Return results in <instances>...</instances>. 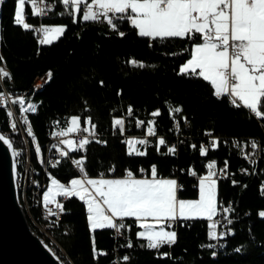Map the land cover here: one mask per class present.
<instances>
[{
  "label": "trees",
  "instance_id": "1",
  "mask_svg": "<svg viewBox=\"0 0 264 264\" xmlns=\"http://www.w3.org/2000/svg\"><path fill=\"white\" fill-rule=\"evenodd\" d=\"M89 1L81 0L77 8L59 5L42 20L65 27L52 43L39 41L31 28L39 19L31 16L29 0L24 24L16 21L18 0H5L0 8V63L10 68L8 90L19 93L50 73L45 87L28 98L38 107L29 115L30 177L38 183L52 177L69 183L77 176L155 171L177 179L179 199H195L199 179L217 166L224 172L217 179V203L227 208V218L220 225L207 218L177 219L172 228L176 238L153 247L139 236L135 218L119 219L125 238L116 237L114 227L92 229L86 202L68 195L59 198L65 213L51 224L52 236L74 264H264V90L256 107L231 104L229 94L219 95L198 71L181 70L193 46L205 41L202 33L143 35L128 17L117 20L113 29L84 18ZM73 117L100 137L77 144L70 157L56 156L55 164L47 165L48 154L55 157L53 134L69 130ZM151 127L156 133L146 149H133L123 139V130L145 134ZM7 129L8 117L0 107V130ZM210 137L218 141L204 151ZM11 139L21 175L27 145L20 134ZM250 145L251 152L242 151ZM72 158L81 166H74ZM31 191L30 212L42 221ZM43 236L50 243L51 237Z\"/></svg>",
  "mask_w": 264,
  "mask_h": 264
},
{
  "label": "rangeland",
  "instance_id": "2",
  "mask_svg": "<svg viewBox=\"0 0 264 264\" xmlns=\"http://www.w3.org/2000/svg\"><path fill=\"white\" fill-rule=\"evenodd\" d=\"M160 1L161 0H92V5H97L100 9L106 11H128V9H131V15H136V19L142 24L141 34L147 32V29H154L160 25H175L173 31H167L172 33L166 34H178L177 36L186 34V30L184 29L186 27L184 26L187 25L190 20L208 18L211 20H215L216 18L224 20L220 22L219 25L226 32L233 30L235 34L238 32L241 33L246 28L243 22L244 19L247 20L246 17L254 13V9H258L261 13L260 16L252 17L254 21L258 23H254L252 34L249 33L250 36L248 37L253 41L255 49L251 52L252 58L250 61L247 60L248 74L245 76V82L249 92H259L261 88L264 90V0H233V10L232 7L228 10L221 8L227 0H171L167 9L159 8ZM24 9L25 0H18L16 21L21 24H24L25 20ZM120 14L124 15L125 18L128 17L127 13ZM64 30L65 27L60 24L50 26L45 42L52 43L56 41L64 33ZM207 30L210 31V29H206L202 33L205 37L206 44H198L193 47L192 57L181 66L182 71L187 72L195 70L200 66H206V68L210 70L215 69V67L220 68L221 65L219 66L215 63V56L220 55L216 53L219 52L216 51V47L217 44L222 42L213 40L211 31V38H206ZM231 37L233 36H230L228 40ZM228 40L224 43H227ZM248 43L249 41L247 40L245 50L238 58H230L231 56L227 49L220 50L226 51L229 57V65L225 67H231L230 63L234 59L242 58ZM220 59L221 58L218 59V63H221ZM124 120L126 121V118H124ZM78 125L79 119L73 117L69 130H75ZM71 138L66 139L65 143L70 149H73L77 146V143L73 137ZM214 175L215 172H211L199 179V196L195 199L178 198V182L174 177H162L160 181L153 182L152 185L143 187V189L138 192H135V190L131 189L127 184H123V180L120 179V177L85 175L74 177L69 183H63L57 178L52 177L48 182L49 186L43 193V202L45 204L47 202H54L55 198L65 194L76 195L87 204L90 226L92 229L114 227V217L127 214V216H130L128 218H137V222L141 227L138 232L140 237H145L149 241H155L157 238L162 237L175 238L176 232L172 229L173 227L170 228L166 226L168 220L176 219L179 215L183 218H207L210 220L216 216L218 211V177L216 178V175ZM31 192H34V190ZM101 195H104L105 198L101 199ZM21 201L28 218L36 225L27 202L25 200ZM110 202H113V205L117 204L118 208L120 205H124L126 211L119 213L117 207L116 209L110 207ZM122 202H124V204H121ZM100 221L101 223H99ZM34 230L42 235L38 231V228ZM48 231L52 235L51 228ZM42 237L44 238L43 235ZM49 239L50 243L46 242L50 247L55 249L54 251L62 258L63 262L65 264H74L71 258L66 259L62 256L64 248L60 244V246H58L53 239Z\"/></svg>",
  "mask_w": 264,
  "mask_h": 264
},
{
  "label": "built area",
  "instance_id": "3",
  "mask_svg": "<svg viewBox=\"0 0 264 264\" xmlns=\"http://www.w3.org/2000/svg\"><path fill=\"white\" fill-rule=\"evenodd\" d=\"M80 1L81 0H29L31 5V13H30L31 16L39 19V23L31 25V28L33 29L39 41L41 42L46 41L47 34L50 30V26L42 22L44 18L49 17L54 13H56L59 5L69 8L72 6L74 7L75 4L79 3ZM170 1L171 0H161L159 3V8L166 9ZM231 7H232V0H227V2H225L221 6V8H223L224 10H228ZM84 16L86 19L97 18L101 22L109 24L110 27L113 29L117 28L116 26L117 20L125 18L124 15L122 14H117L112 11L105 12L99 10L96 6L95 7L85 6ZM120 33L123 34L124 32L120 31ZM206 36H207L206 38L208 39L211 38V32L209 30L206 31ZM246 44H247V39L245 38L231 37L227 43L217 44L216 51L227 49L230 53L229 54L231 56L230 58H238L244 52ZM220 71L225 74L227 79V84L230 88L228 91L229 101H239L232 91V87L235 86L238 82L237 74L233 72L231 67H223L220 69ZM44 75L38 80H36V82L30 88H27L19 93H12L7 89L5 85L4 74L2 71V67H0V82L2 86V89L0 90V107L5 110L6 115L8 117V129L6 131V137L10 139L11 135L14 133L20 134L25 140V143L27 145V150L30 149L29 146L30 136L28 135V119H26V109L28 107L29 92H32V89L38 87V84L44 82ZM140 125L142 126L143 123H140ZM176 128L181 129L179 122L176 123ZM155 133H156L155 128H151V132L145 134H127L126 132H124L123 139L127 141L129 146L133 149L137 147L146 149L151 145L152 143L151 137L154 136ZM69 137H73L77 144H83L88 140L98 139L100 137V134L97 130L89 128L85 125H78L77 128L73 131H70L68 129H61L55 132L52 136V143H53L52 147L55 149L54 151L55 157L52 158L53 164H55L56 162V156L70 157V148L65 143L66 139H68ZM217 141L218 139L216 137H210L208 142L203 146V149L207 150L208 148L215 146ZM251 148H252L251 145L249 147L244 146L242 148V151L247 152L248 150L250 151ZM72 161L74 166L76 167L80 166L79 160H75L72 158ZM24 172H26V174H29V181H32V187H34L33 200L36 201L37 204H40L42 217H45V219L52 220V227H53V223L59 220V213H65V209L61 205L59 198L54 199V202H50L46 204L43 202V198H42L43 192L49 186V184L48 181L45 179H44V183H37V181L31 179L29 169H27V154L24 163ZM211 172L212 173L215 172L216 176L215 175L214 176L216 178L224 175V172L220 170L217 166H214ZM103 176H107V175L103 174ZM125 176L133 177L134 175L131 172H128L125 174ZM100 198L104 199L105 197L102 195ZM226 218H227V208L220 207L216 216L213 217L211 221L216 225H220L222 222L226 220ZM115 222H116V226L114 227L115 236L120 238H125L124 234L120 230L119 219H116ZM174 224H175V220H168L166 222V225L170 228H172ZM168 243H171V240H169ZM155 245L156 243L153 244V247H155ZM126 257L128 258L129 256L126 255ZM115 261H119V258L117 257Z\"/></svg>",
  "mask_w": 264,
  "mask_h": 264
},
{
  "label": "water",
  "instance_id": "4",
  "mask_svg": "<svg viewBox=\"0 0 264 264\" xmlns=\"http://www.w3.org/2000/svg\"><path fill=\"white\" fill-rule=\"evenodd\" d=\"M0 264H65L24 210L12 142L0 131Z\"/></svg>",
  "mask_w": 264,
  "mask_h": 264
},
{
  "label": "crops",
  "instance_id": "5",
  "mask_svg": "<svg viewBox=\"0 0 264 264\" xmlns=\"http://www.w3.org/2000/svg\"><path fill=\"white\" fill-rule=\"evenodd\" d=\"M237 1H239V0H237ZM88 4L92 5V0H90L88 2ZM80 5H81V1L79 3H76V6H74V7L77 8V6H80ZM258 6H256V7H258ZM168 7H169V5H168ZM232 10H233V0H232ZM257 10L258 9H254L255 12L252 13L250 16L246 17L247 20L244 19L243 22L245 23L244 26L246 28L241 33L238 32L235 34V31H233V30H230L229 32L224 31L219 25V23L223 22L224 20H221L218 18H216L215 20L214 19L211 20L209 18L208 19L190 20L189 23L184 26V27H186V28H184L186 30V34L191 32V31H198L200 33H203L206 29H210V31L212 32V39L217 41V42L224 43L225 41L228 40V38L230 36L243 37L249 41L248 46L246 48V51H245L244 55L242 56V58L236 59V60L234 59L230 64H231V68H232L233 72H235L237 74V77H238V83L232 87V91L235 94V96L239 99L240 102L242 101L243 104H245L246 106H250V107H256V105L258 103V99H259L261 93L263 92L262 88H261V90H259V92L258 91L254 92V93L251 91L249 92L248 89L246 88V82H245V78H246L245 76H247V74H248V67H247L248 62H247V60L250 61V59L252 58L251 52L255 49L253 41H251L248 37L250 36V34H252L254 23L255 22L258 23L257 21H254V19L252 17H254V16L259 17L261 14L259 12V10L258 11ZM107 11H115L117 13H127L131 24L136 26L138 31L140 33H142L141 32L142 24L140 21H138L136 19V15H131V9H128V11H121V10H107ZM24 22L26 23V15H25ZM173 29H175V25L174 26L173 25H170V26H168V25L161 26L160 25L154 29L153 28L147 29L146 30L147 32H145L143 34L148 35V36L178 35V34H166V33H172V32H167V31H173ZM186 34H184V35H186ZM198 44L202 45V44H206V42L204 41V42L196 43L194 46H196ZM216 53L220 54V55L215 56L216 65H219V66L221 65L220 68L228 66L229 65V57H228L227 52L226 51H219ZM246 54H247V56H246ZM219 58H221L220 59L221 63L217 62ZM203 63H204V61H203ZM220 68L215 67V69L210 70V69H207L206 66L205 67L200 66L199 68H196L195 70H190V71H198L201 76H203L204 78H206L212 82L214 88L216 89V91L218 93L224 94V93H228L230 88L227 84L226 76L224 73L220 72V70H219ZM187 72H189V71H187ZM117 178H119V177H117ZM161 178L162 177L158 176L154 171H152L151 174H149L147 176H133V177L123 176V177H120V179L123 180L122 181L123 184H127L131 189H134L135 192L141 191L143 189V187H147V186L152 185L153 182L160 181ZM163 178H166V177H163ZM124 180H126V181H124ZM63 196L66 197V196H68V194H65ZM60 197H57V198H60ZM42 198H43V196H42ZM47 203H49V202H47ZM121 204H124V202H122ZM109 205L112 208H115V209H116V207L118 208V205L117 204L113 205V202H110ZM118 209H119V213L126 211L124 205H120V207ZM218 210H219V207H218ZM126 217H130V216H127V214H121V216H118V217L115 216L114 220L126 218ZM132 217H134V216H132ZM177 219H188V218H183V217H180V215H179L174 220H177ZM136 220H137V218H136ZM101 221H104V220H101ZM101 221L99 223H101ZM115 226H116V222H115L114 227ZM175 238H176V236H175ZM175 238H163L162 237V238H157L155 241H150V242L157 243V242L162 241V240H171L172 241Z\"/></svg>",
  "mask_w": 264,
  "mask_h": 264
},
{
  "label": "bare ground",
  "instance_id": "6",
  "mask_svg": "<svg viewBox=\"0 0 264 264\" xmlns=\"http://www.w3.org/2000/svg\"><path fill=\"white\" fill-rule=\"evenodd\" d=\"M5 0H0V8H1V6H2V4H3V2H4ZM81 5H82V2H81ZM85 6H90V7H97L99 10H102V9H100L97 5H90V4H88V3H86V4H84V8H85ZM84 8H83V15H84ZM102 11H105V10H102ZM105 12H110V11H105ZM112 12H115V11H112ZM115 13H117V12H115ZM117 14H120V13H117ZM84 18H85V16H84ZM86 19V18H85ZM92 19H97V18H92ZM87 20H91V19H87ZM99 20V19H98ZM0 67H2V71H3V74H4V78L6 77H8V76H10V74H11V72H10V68L5 64V63H0ZM49 75H50V73L48 72L47 74H45L44 75V82H42L41 84H38V87H36V88H34V89H32V92H29V97H33L34 95H37L44 87H45V85H46V82H47V80H48V78H49ZM5 78V79H6ZM37 80V79H36ZM238 83V82H237ZM34 84V83H33ZM1 89H2V86H1ZM0 89V90H1ZM8 89V88H7ZM10 91V90H9ZM11 92V91H10ZM219 95H222L223 93H218ZM225 94V93H224ZM228 94V93H227ZM35 97V96H34ZM33 100H35V99H33ZM239 100V99H238ZM38 102V101H37ZM231 102V104H234V105H239L240 104V101H230ZM38 107H37V103L36 102H34V101H32V100H29L28 101V107H27V109H26V119H28V135L29 136H31L32 134H33V130H32V127H31V125H30V123H29V115L31 114V113H34L35 111H36V109H37ZM256 114L258 115V113L256 112ZM124 122H125V120H124ZM140 123H143V122H140ZM177 123V122H176ZM143 125H144V123H143ZM142 125V126H143ZM187 125H188V122L187 121H185V126L187 127ZM141 126V125H140ZM87 127H89V128H92V127H90V126H87ZM175 127H176V124H175ZM151 128H154V127H151ZM76 129V128H75ZM93 129V128H92ZM179 129V128H178ZM1 131V130H0ZM124 132H126L125 130H123V133ZM151 132V129L149 130V132H147V133H150ZM1 133L6 137V132L5 133H3L2 131H1ZM33 136V135H32ZM7 139H9L8 137H6ZM69 138H71V137H69ZM68 138V139H69ZM72 139V138H71ZM11 142H12V139L10 138L9 139ZM126 143H128L127 141H125ZM13 144V143H12ZM67 145V144H66ZM129 145V144H128ZM14 146V145H13ZM50 148V147H49ZM52 148V147H51ZM14 150H15V152H16V157H17V162H18V153H17V150L15 149V147H14ZM28 151V154H27V169H29V172H30V170H31V167H32V161H31V157H30V154H29V149L27 150ZM204 151H206V150H204ZM50 152H52V151H50ZM49 153V152H48ZM46 162H47V165H48V163H51L52 165H53V160H52V158L50 157L49 158V154H48V156H47V160H46ZM25 163V162H24ZM18 165H19V163H18ZM81 166V165H80ZM47 167V166H46ZM22 174L20 175V172H19V167H18V183H19V186H20V191H21V188L23 189V197H24V200L27 202V204H28V206H29V196H28V192H29V190L31 189L32 191L34 190V188L32 187V181H29V174H26V172H24V164H23V171L21 172ZM32 180H34L33 178H31ZM38 183V182H37ZM42 183H44V181L42 182ZM34 204H36V205H39L40 206V204H37L36 203V201H34ZM25 205V204H24ZM29 209H30V206H29ZM63 215H64V213H59V220L63 217ZM32 218H33V221H34V223L36 224L35 225V228L37 229L38 228V231L42 234V235H45V236H48V237H51L54 241H56L55 239H54V237L50 234V232L48 231L49 230V228L51 227V224H52V220L51 219H45V217H43L44 218V220L43 221H40V220H38L37 218H35V216L32 214ZM174 220V219H173ZM229 220V219H228ZM55 243V242H54ZM56 244L58 245V246H60L59 245V243L56 241ZM57 247V246H56ZM52 248V247H51ZM53 249V248H52ZM63 249V248H62ZM53 250H55V249H53ZM64 250V249H63ZM64 254V255H63ZM62 256H64L66 259H68V256H67V253H66V251L64 250L63 251V253H62ZM65 261V260H64ZM68 263V262H67ZM69 264V263H68Z\"/></svg>",
  "mask_w": 264,
  "mask_h": 264
}]
</instances>
